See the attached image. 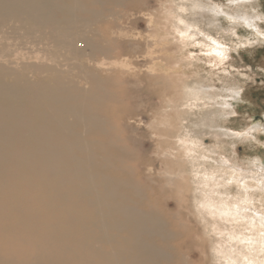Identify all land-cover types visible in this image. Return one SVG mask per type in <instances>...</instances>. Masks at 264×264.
<instances>
[{"label":"rangeland","instance_id":"rangeland-1","mask_svg":"<svg viewBox=\"0 0 264 264\" xmlns=\"http://www.w3.org/2000/svg\"><path fill=\"white\" fill-rule=\"evenodd\" d=\"M4 1L0 86L13 93H0V111L51 108L40 95L45 89L55 93L62 103L49 111L51 116L69 124L83 143L108 149L84 144L88 151L108 158L119 148L121 164L132 179L133 213L161 219L160 231L151 233V242L160 249L157 264H214L213 234L197 218L189 179L169 180L167 173L179 174L173 158L167 157L175 139L157 122L181 81L204 76L208 83L210 77L213 82L204 90L213 102L207 105L213 112L209 119L221 130L195 128L201 146L197 170L223 163L245 171L264 167V0H193L191 6L198 3V8L186 15L197 28L186 46L179 41V27L167 22L171 0H64L71 4L68 18L48 9L49 23L24 13L14 0ZM246 15L256 18L255 30L239 20ZM207 37L230 49L231 57L211 59L201 46ZM158 75L170 85L163 86L164 99L154 93L161 88ZM63 106L69 107L67 115H62ZM37 135L50 131L41 129ZM231 185L227 190L234 194L237 187ZM141 240L145 242L146 234Z\"/></svg>","mask_w":264,"mask_h":264},{"label":"bare ground","instance_id":"bare-ground-1","mask_svg":"<svg viewBox=\"0 0 264 264\" xmlns=\"http://www.w3.org/2000/svg\"><path fill=\"white\" fill-rule=\"evenodd\" d=\"M14 1L24 13L45 23L52 22L48 9L62 13L65 19L71 9L64 0ZM171 2L167 22L179 27V41L186 46L195 39L189 35L197 28L186 14L197 10L198 3L193 8V0ZM239 20L254 28L256 18L246 15ZM203 45L211 59L231 57L230 49L212 37ZM203 77L192 83L181 81L175 98L168 100L160 113L157 126H163L175 139V148L168 150L167 157L179 167V174L173 171L167 175L171 182L178 176L183 181L189 179L188 192H192L197 218L206 233L213 234L214 264H264V167L245 171L223 163L220 168L197 170L201 146L195 128H220L216 120L209 119L213 112L207 105L213 102L210 93H204L213 81L207 77L208 83L203 82ZM157 78L161 88L154 93L164 99L163 92L170 85L161 82L160 75ZM0 93L10 95L13 91L0 86ZM43 93L40 97L51 108L0 111V264H157L160 249L151 242L155 236L151 233L160 231L161 219L133 213L132 179L128 167L121 164L119 148H113L107 158L103 144L83 143L69 124L51 116L54 106L62 103L59 96L46 89ZM238 95L234 93L233 99ZM61 108L62 115L70 111ZM198 115L202 116L198 122L189 125ZM41 129L49 130L50 135L38 136ZM64 135L69 136L67 142L62 141ZM84 144L103 148L102 154L96 157ZM73 149L78 150L77 155ZM68 168L76 171L71 173ZM233 183L237 189L231 194L227 187ZM145 234L144 242L141 236Z\"/></svg>","mask_w":264,"mask_h":264}]
</instances>
